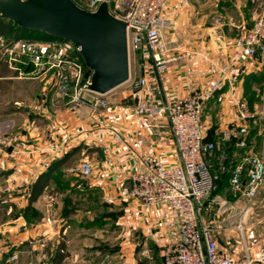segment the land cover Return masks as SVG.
Returning <instances> with one entry per match:
<instances>
[{"label":"built area","instance_id":"1","mask_svg":"<svg viewBox=\"0 0 264 264\" xmlns=\"http://www.w3.org/2000/svg\"><path fill=\"white\" fill-rule=\"evenodd\" d=\"M102 1L87 0L85 4H78L96 11ZM106 1L110 12L127 23L130 78L126 83L138 98L131 106V116L146 120L156 132L167 125L178 158L177 163L166 164L155 155L134 154L138 164L128 175L127 184L121 186L120 197L138 199L143 206L165 205L177 218L176 237L172 242L164 243L162 264H240L219 245L215 228L219 215L208 221L203 212L207 205L218 204L222 208L228 202L214 192L218 189L219 172L230 171L222 144L232 140H235L239 154L242 153L229 179L233 197L241 193L251 206L257 202L264 203V156L255 153L249 141L252 126L264 127V110L256 112L244 97L234 98L232 93L228 94L234 100L237 122L214 131L216 140L209 139V128L204 126L202 118L209 100L213 99L214 103L219 104L226 99L229 92L221 90L227 82L236 78L241 66L264 55V0H241L254 4L259 10L253 26L242 31L229 44L224 41V36L217 38L222 46L228 45L231 49L226 63H218L219 78L210 83L206 90L195 89L171 99H162L163 91L159 86V80L163 79L169 64L177 58L168 40L172 22L165 11L169 0ZM0 60L7 62L10 69L21 75H45L50 78L53 88L49 98L51 104L63 100L71 110L86 109L89 118L101 116L110 107L111 92L102 94L89 88L92 70L85 64L81 47L73 41L60 38L7 39L0 36ZM133 63L137 69L134 72ZM36 108L43 110L41 105ZM112 132L116 142H123L119 131L113 128ZM13 140L14 134L9 132L3 141L7 147H15ZM138 144H143V139H139ZM215 159H218L217 164ZM69 171L89 177L94 174V166L83 159ZM54 206L55 198L50 196L45 203L44 220L51 226L58 221ZM246 212L243 211L244 214ZM245 225L242 215L235 228L243 236L246 253L243 264H251ZM30 242L38 245V264H49L50 238L43 234ZM17 259L18 254L14 253L11 264ZM254 259L264 263V246L258 249ZM87 264L111 263L102 259Z\"/></svg>","mask_w":264,"mask_h":264},{"label":"rangeland","instance_id":"2","mask_svg":"<svg viewBox=\"0 0 264 264\" xmlns=\"http://www.w3.org/2000/svg\"><path fill=\"white\" fill-rule=\"evenodd\" d=\"M75 1L79 4L87 2V0ZM205 1H207V11L209 12L210 22L208 23L210 26L215 27V36L217 38L219 35L224 36L223 39L228 44L245 30L243 25L247 24L248 20L251 21L253 16L250 9L252 7L241 0ZM257 11L259 13V10ZM210 36L212 38V35ZM24 38L40 39V36L27 33ZM220 51L223 54L218 55V63L224 65L231 54V49L227 45L226 47L222 46ZM220 65L218 66L220 67ZM0 67L4 68L2 65ZM132 68L133 72L137 71L134 63ZM217 72L218 70L212 72V79L219 78V74L217 76L215 74ZM262 79H264V76ZM52 90V80L45 75L24 76L15 71L11 72L10 76L0 77V223L12 226L16 225L19 219H22L19 226L23 228H34L41 223L46 224L44 220L46 214L45 203L50 196H53L58 219L53 227H57L58 231L53 238L46 234L50 238L51 249L56 248L61 241H65L68 249L73 250H80L81 246H84L83 244L89 245L86 251H93L94 248L102 247V245H105V250H114L121 247L119 242L129 237L132 238L130 234L138 236L140 245V242L144 240L142 229L138 226L139 224L137 229L134 228L136 224L129 222L131 220L130 216L133 218L136 213L141 217L148 210L157 207H162L172 214L173 212L165 205L143 206L138 199L120 197V188L123 184H127L126 181L121 182V184L117 182V185V180L113 179L112 181L110 174L104 175L103 160L105 156H103V152L96 151L95 145L85 144L84 141H81L82 137L80 136L82 134L78 131L81 130V126H78V123L84 119L85 112L83 110L85 109L71 110L63 100L51 104L49 98L52 95ZM109 96L112 100L110 106L112 104L123 106L130 114L131 106L138 100L137 96L130 91L128 83H124L111 91ZM256 100H259L260 107L264 108V87L258 90L255 96ZM40 105L42 111L36 108ZM23 107H28L29 110H25ZM211 112L213 111L207 107L202 118L204 126L209 128V134L211 131L217 132L221 129L219 123L217 126L215 125L216 120L210 116ZM75 114H77L76 119L72 117H75ZM71 118L72 121H70ZM70 129L75 131L69 136ZM9 132L14 134L12 142L15 145L14 150L20 147L24 149V152H17L13 155L14 157L11 154L15 151L9 154L6 149L8 148L7 144L3 141L5 135ZM37 135L43 136V146L46 143L49 144V149L52 147L50 152L43 151L46 153L42 154L45 155L42 163L45 168H42V172L73 148L80 146L81 152H77L72 156L69 163L59 171L58 183L56 186L48 187L45 190L46 194L42 202L32 211L26 212V205L24 204L27 202L33 184L31 181L36 180L34 178L39 174V170L37 167L22 169L24 173L19 172L18 168H21L20 165L33 161L31 150L40 147V141L36 140ZM71 140L76 143H73L74 145L66 151L65 144L70 143ZM83 159H87L93 164L94 174L92 176L85 177L80 173L69 171L70 168H76ZM19 175H23V179H19ZM217 193L228 202L222 208L218 204L207 205L203 212L204 218L209 221L219 215L216 219L215 228L220 247L227 250L226 247L228 246L240 245L242 253H239V255L244 260V258L246 259V253L243 248V236L235 226L239 224L241 212L255 206V203L251 206V203L241 193H237L234 198H231L234 195L227 179L223 183L222 189ZM133 202L138 203L136 210H139V212L131 209ZM67 225H69V229H66ZM245 226H247V223ZM154 228L151 229L154 231ZM156 230L158 231V228ZM238 241H240V244ZM160 247V250L154 252L156 254L160 253L157 255L159 259L160 256L162 257L163 252L162 245ZM147 249H150V252H147ZM144 251L146 252L144 253L145 257L142 255L137 257L138 262L140 264H150L148 260L153 257V250L150 246H147ZM138 253H140V248Z\"/></svg>","mask_w":264,"mask_h":264},{"label":"crops","instance_id":"3","mask_svg":"<svg viewBox=\"0 0 264 264\" xmlns=\"http://www.w3.org/2000/svg\"><path fill=\"white\" fill-rule=\"evenodd\" d=\"M206 3L207 1L205 0H169L168 8L165 11V15L172 22V27L168 32V40L170 41L172 53L177 58L169 64L163 79L159 80L160 90L163 91L162 99H171L195 89L206 90L209 84L218 78L212 79V72L218 70V55L223 54V50L220 51L222 46L218 45L215 27L210 26L208 23L210 21ZM247 4L253 8H250L253 16L251 17V21L248 20L247 24L243 25L245 30L253 26L258 15V9L254 4L250 2ZM210 35H212V38ZM215 74L216 76L220 74L219 70ZM263 74L264 55H260L251 61H247L241 66L236 78L232 79L230 83L227 82L225 84L221 91H228L229 93L226 94V99L222 103L216 104L213 99L209 100L207 105L213 111L210 116L215 118L216 126L218 123L220 127H224L229 123L237 122L234 100L232 96L228 97V94L231 95L232 93L234 98L244 97L256 112L264 110V108L260 107L259 100L255 101L258 90L264 87ZM83 112H85L84 119L78 123V126H81V130H78L82 134L80 136L82 137L81 141H84L85 144H93L96 147V151L103 152V156H105V161L103 160L104 175L110 174V179L112 181L116 179L117 185V182H120V184L123 181L127 182L128 175L138 164L134 158V154L136 153L143 156L155 155L166 164L177 163V153L167 125H163L156 132V129L146 120L134 119L123 106L113 104L101 116L95 115L89 118L87 117L88 111L85 109ZM76 116L77 114H75V117H72L76 119ZM70 121H72V118ZM113 128L121 133L123 142L119 143L115 141L112 132ZM74 131L71 130L68 135H72ZM158 133H160V139ZM42 139V135H37L36 140L40 141V147L36 148L37 150L30 149L33 153V161L20 165L21 168H18L19 172H24L22 169L37 167L40 174L41 170L45 168L42 164L45 155L42 154L47 151L50 152V150L52 151V147L49 149V144L46 143L43 146ZM139 139H143V144H138ZM249 141L254 152L264 156V127L262 125L251 127ZM73 143L76 142L71 140L70 143L65 144L66 151L74 145ZM21 148L23 147L13 150L15 152L11 156L17 152H24V149ZM44 150L46 152H43ZM239 153L238 150L235 152V158L232 161L234 162L232 163L233 166L240 161L242 153ZM62 169H59L52 175L49 187L56 186L59 171ZM20 178L23 179V175H19ZM45 194L46 191L38 199L36 206L42 202ZM27 203L28 199L24 205H27ZM131 205L133 206L131 209L139 212V210H136L137 202H133ZM242 215L247 223L246 242L248 240L247 245L252 260L251 264H264L254 259V255L258 249L264 246V203H255V206L249 207L245 214L241 212ZM130 217L131 220L129 222L136 224L134 228L137 229V225L139 224L138 226L142 229V238L144 240L140 242V245L138 236H133L132 234H130L132 238L129 237L119 242L121 247L114 250H105V245H102V247L94 248L93 251H86L89 245L83 244L84 246H81L80 250L70 248L71 255L62 264H84L102 259L107 260L111 264H140L137 257L145 255L143 253L144 248L150 246L154 253L156 250H160V245H162L163 250L164 243L172 242L176 237L177 218L162 207L148 210L141 217L136 213L133 218L132 216ZM21 220L19 219L18 223L16 222L17 224L12 226L0 223V264H11V256L14 253L18 254V259L13 261L12 264H38V245L32 244L30 240L42 234H49V237L53 238L58 231L57 227L45 223H41L34 228H23L19 226ZM68 227L69 225H67L66 229H69ZM153 227H155L154 231L151 229ZM156 228H158V231ZM238 243L240 244V241ZM139 248L140 253H138ZM226 248L240 264L244 263L245 258L243 260L239 255V253H242L240 245L228 246ZM54 250L55 248L51 249L49 264L52 263ZM155 254L152 259L148 260L150 264H162V257L160 256L159 259L157 256L160 253L156 254V256ZM240 260L243 261L241 262Z\"/></svg>","mask_w":264,"mask_h":264},{"label":"water","instance_id":"4","mask_svg":"<svg viewBox=\"0 0 264 264\" xmlns=\"http://www.w3.org/2000/svg\"><path fill=\"white\" fill-rule=\"evenodd\" d=\"M0 17L80 46L85 64L92 70V91L109 93L130 78L127 23L110 12L106 0L96 11L75 0H0ZM13 150V145L7 148L9 153Z\"/></svg>","mask_w":264,"mask_h":264},{"label":"trees","instance_id":"5","mask_svg":"<svg viewBox=\"0 0 264 264\" xmlns=\"http://www.w3.org/2000/svg\"><path fill=\"white\" fill-rule=\"evenodd\" d=\"M34 33L38 34L40 38L47 39V38H54L46 33L39 32V31H32V30H26L20 26H18L15 22L9 19L1 18L0 17V36H5L7 39H19L24 38L26 34ZM0 65L4 66V68L0 67V77L10 76L11 72H15L12 69L9 68L7 62L0 61ZM214 132H210L209 139H217V137L213 134ZM222 149L227 153V160L226 163L229 166L230 171L225 173H220V176L217 180L218 189L214 192L215 194L220 191L223 187V183L226 181V179L229 181L231 176V171L233 169L232 162L235 158V152L238 150L240 151L237 146L235 140H232L230 142H224L222 144ZM237 149V150H236ZM77 152H81V147L73 148L69 152H67L64 156L61 158H58L55 162L49 165V167L41 172L36 180L33 182L30 193L28 196V203L25 207L26 212L32 211L36 207V202L38 199L43 195L45 190L49 187L52 175L59 169L64 168L75 154ZM217 154H220V151H217ZM215 164L218 163V159L214 160ZM217 169V165L214 168ZM234 198V197H231ZM54 255L52 257V263L53 264H62L71 254L68 249V246L65 241H61L54 250Z\"/></svg>","mask_w":264,"mask_h":264}]
</instances>
